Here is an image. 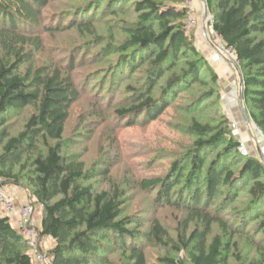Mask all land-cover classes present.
<instances>
[{
	"label": "trees",
	"instance_id": "trees-1",
	"mask_svg": "<svg viewBox=\"0 0 264 264\" xmlns=\"http://www.w3.org/2000/svg\"><path fill=\"white\" fill-rule=\"evenodd\" d=\"M131 1L134 11L139 14V22L126 29L128 41L124 49L135 50V53L122 57L121 69L135 72L148 68V85L144 89H134L133 105L128 110H116V114L126 118L137 113L138 116L130 122L134 125L141 116L150 121L160 117L167 103L158 105L154 91L165 71L176 69L178 61L187 53L194 58L197 53L185 32V9L164 5L157 0ZM203 1L212 15L213 34L235 56L241 74L246 116L264 135V0ZM49 4L50 0H0V178L17 184L20 175H14V167L25 164L30 169L32 195L42 208L37 227L38 250L49 259L48 264H115L107 258L112 254L106 253L109 247L118 243L125 248L127 240H133L136 235L134 230L128 229L126 221L120 219V192L116 189L96 192L91 186H83L81 182L91 181L99 171L105 176L107 171L86 172L84 163L62 155L69 114L80 99L73 76L61 68L52 71L44 67L34 74L31 72L43 47L37 30L43 26L42 12ZM76 28L96 35L89 25L79 24ZM46 29V26L42 28ZM61 29L63 27L59 25L56 31ZM107 46L105 50L111 48V45ZM69 63L73 69L74 59ZM196 65L198 61L186 64L189 70H193L195 81L199 82ZM201 67L209 72L211 82H217L216 74L203 59ZM178 80L172 77L168 83L176 84ZM26 109H33L34 113L19 133L11 135L8 131L10 122ZM223 124L211 129L208 125L193 122L192 131L201 136L196 145L205 153L221 144L224 145L225 159L232 153L243 157L238 173L223 165L217 167L212 161L203 174L205 156L201 154L200 157L194 151L188 161L191 166L189 177L184 178L185 166L174 164L171 176L140 182L142 189L151 194L155 192V204L184 208L190 215L189 223L194 224V231L187 239L179 238L180 249L172 245L174 249L187 252L189 264H227L230 244L219 235L210 243L208 240L214 224L226 237L231 236V227L210 208L219 199L234 204L243 192L251 203H256L249 219L251 222L262 219L258 223L262 239L257 244L264 243V165L257 155H242L240 142L227 137ZM179 186L192 189L191 196L183 198L179 195L177 198L174 189ZM29 203L34 209V202L30 199ZM221 205L224 206L225 201ZM243 226L246 228L248 224ZM149 234L155 243L165 247L170 245L165 242L167 234L160 223L155 221ZM46 239L53 242L49 253H44L40 246ZM233 246L234 250L238 248L236 244ZM127 249L131 253H128L126 264H148L142 249L135 246ZM260 250L261 261L256 264H264V247ZM0 264H35L29 241L4 216H0ZM156 264L185 263L163 257Z\"/></svg>",
	"mask_w": 264,
	"mask_h": 264
},
{
	"label": "rangeland",
	"instance_id": "rangeland-1",
	"mask_svg": "<svg viewBox=\"0 0 264 264\" xmlns=\"http://www.w3.org/2000/svg\"><path fill=\"white\" fill-rule=\"evenodd\" d=\"M157 1L187 11L185 32L197 53L195 58L187 53L185 58L178 61L176 69L169 68L165 71L154 96L158 105L160 102L167 103V107L157 120L150 121L141 116L132 125L130 122L138 116L137 113L126 118H120L116 114V110H128L133 105L136 97L134 89H144L148 85V68L143 67L135 72L121 69L122 57L135 53V50L124 49L128 41L126 29L139 22V14L134 11L131 0H50L41 17L42 28L46 26L47 29L37 30L43 47L31 67L33 74L36 70L47 67L52 71L55 68L64 69L73 76L80 99L69 114L63 136L62 155L74 162L84 163L86 172L91 173L95 169L101 170V173L107 171L105 176L99 171V175H95L91 181L81 182L83 186H91L96 192H113L114 189L120 192V219H124L128 229L134 230L136 235L133 240H127L125 248L118 243L109 247L110 250L106 253L112 254L107 258L115 264H126L128 253H131L127 247L130 246L142 249L148 264H156L163 257L176 258L189 264L187 252L177 249H180L179 238L187 239L194 231V224L189 223L190 215L184 208L155 204V192L151 194L142 189V180L169 177L173 173L174 164L185 166L184 178L189 177L191 166L188 161L194 151L200 157L201 154L205 156L203 174L212 161L217 163V167L223 165L238 173L244 160L235 153L225 159L224 145L221 144L213 150L201 152L196 145L201 136L192 131V123L196 121L211 129L224 123L227 137L238 141L237 135L245 134L240 111V106L243 105L240 101L241 74L236 61L222 50L221 42L212 32V15L208 11L205 16L206 6L203 0H183L182 3L176 0ZM79 24L91 26L96 35L81 32L76 28ZM59 25L63 29L56 31ZM107 45H111L109 50H105ZM211 49L220 58L229 61V65L216 66L210 56ZM139 55L141 56L140 53ZM71 59L75 62L73 69L69 63ZM202 59L207 62L210 71L216 74L217 82H211L209 72L201 67ZM192 61H198L196 66L199 82L195 81L193 70L186 66L187 62ZM27 70L28 68L23 73L26 74ZM172 77L179 79L176 84L168 83V79ZM32 113L33 109H26L16 115L8 127L10 134L19 133ZM244 113L246 115L245 110ZM230 124H236V129H231ZM23 165L25 164L14 167V175H20L17 184L0 178V185L7 187L5 192L12 191L17 202H29L30 199L34 202L32 221L37 225L42 217V208L32 195L34 189L30 182V169ZM199 186L201 188V182ZM174 191L177 198L179 195L186 198L191 196L193 190H185V187L179 186ZM224 201L225 205L222 206ZM255 204L243 192L234 204L226 199H219L210 208V211L217 212L225 224L231 227V236L226 237L220 227L214 224L208 240L210 243L213 237L219 235L224 242L230 244L227 264H256L261 261L260 248L264 247V243L258 245L257 242L262 239V234L258 231V223L262 219L256 222L249 219L254 213L252 209ZM244 219L248 224L246 228L243 226L245 223H242ZM155 221L166 231L165 242L170 244L168 247L151 239L149 231ZM234 244L238 246L236 250ZM40 246L44 253H49L53 242L46 239Z\"/></svg>",
	"mask_w": 264,
	"mask_h": 264
},
{
	"label": "built area",
	"instance_id": "built-area-1",
	"mask_svg": "<svg viewBox=\"0 0 264 264\" xmlns=\"http://www.w3.org/2000/svg\"><path fill=\"white\" fill-rule=\"evenodd\" d=\"M188 4H190V2ZM214 36L217 38L216 35ZM221 47L222 50H224V52L235 61L234 54L228 51L227 49H225L223 44ZM242 124L248 127L249 132L252 134L253 138L255 139V142L258 146L257 156L264 165V135L262 131L250 120L247 123L243 121ZM230 128L236 129V124H230ZM239 151L244 156L250 154L247 151L245 145L242 144L241 142H240ZM5 189L7 190V187L5 185L0 186V216L8 217L13 223V225L21 230L22 234L29 241V245L33 250V258L35 264H48L49 259L45 255L40 253L38 250L37 227L39 223L36 225V223L32 221L34 215L33 206L29 202H22V203L17 202L14 193L12 191L5 192Z\"/></svg>",
	"mask_w": 264,
	"mask_h": 264
},
{
	"label": "crops",
	"instance_id": "crops-1",
	"mask_svg": "<svg viewBox=\"0 0 264 264\" xmlns=\"http://www.w3.org/2000/svg\"><path fill=\"white\" fill-rule=\"evenodd\" d=\"M212 50V49H211ZM211 59L213 62H215V65H229L228 63H230L229 61H227L224 58H220L221 56L217 53L214 52L212 50V54L210 55ZM242 126L244 127V136L243 134L237 135V138L239 139V141H241L242 144L245 145L247 151L251 154V155H258V146L255 142V139L253 138L252 134L249 132L248 127H246L245 125L242 124ZM247 128V131H245V129ZM248 133V134H247Z\"/></svg>",
	"mask_w": 264,
	"mask_h": 264
},
{
	"label": "water",
	"instance_id": "water-1",
	"mask_svg": "<svg viewBox=\"0 0 264 264\" xmlns=\"http://www.w3.org/2000/svg\"><path fill=\"white\" fill-rule=\"evenodd\" d=\"M205 16H207V13H208V9L206 8L205 9ZM240 101H241V103H242V96L240 95ZM240 111H241V115H242V118H243V121L245 122V123H247L248 121H249V119L246 117V115H245V113H244V108H243V105L241 104V106H240Z\"/></svg>",
	"mask_w": 264,
	"mask_h": 264
},
{
	"label": "bare ground",
	"instance_id": "bare-ground-1",
	"mask_svg": "<svg viewBox=\"0 0 264 264\" xmlns=\"http://www.w3.org/2000/svg\"><path fill=\"white\" fill-rule=\"evenodd\" d=\"M234 94H235V92L233 91V92H232V95H234Z\"/></svg>",
	"mask_w": 264,
	"mask_h": 264
}]
</instances>
